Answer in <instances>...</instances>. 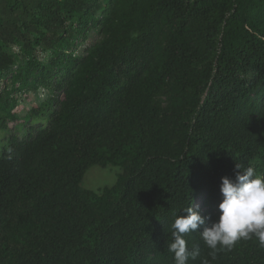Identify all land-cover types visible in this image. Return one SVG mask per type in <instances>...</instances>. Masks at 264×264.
<instances>
[{
    "label": "trees",
    "instance_id": "16d2710c",
    "mask_svg": "<svg viewBox=\"0 0 264 264\" xmlns=\"http://www.w3.org/2000/svg\"><path fill=\"white\" fill-rule=\"evenodd\" d=\"M0 85V264H174L185 209L211 223L236 164L264 176V0H0ZM94 167L121 174L94 192ZM202 230L187 264H264Z\"/></svg>",
    "mask_w": 264,
    "mask_h": 264
},
{
    "label": "clouds",
    "instance_id": "9594fccd",
    "mask_svg": "<svg viewBox=\"0 0 264 264\" xmlns=\"http://www.w3.org/2000/svg\"><path fill=\"white\" fill-rule=\"evenodd\" d=\"M236 164L235 180L222 177L220 191L222 201L218 205L219 217L211 223L192 207L184 210L172 223V242L168 250L174 253V264H187L195 259L199 249L189 251L185 235L203 227L201 231L205 244L212 249L211 255L220 249H231L239 240L250 239L253 235L264 246V176L252 167L241 170Z\"/></svg>",
    "mask_w": 264,
    "mask_h": 264
},
{
    "label": "rangeland",
    "instance_id": "374dc122",
    "mask_svg": "<svg viewBox=\"0 0 264 264\" xmlns=\"http://www.w3.org/2000/svg\"><path fill=\"white\" fill-rule=\"evenodd\" d=\"M100 39V34L97 30H92L89 33L88 39L79 44L76 53L77 54H85L87 49L95 45ZM15 52H18L17 48ZM41 49L37 50V55L41 58L46 57L45 53H42ZM7 86L10 88L11 78L8 79ZM3 85H0V93L2 91ZM49 93L47 91H40L38 94L30 93L27 96L23 94H17L18 105L15 109V113L19 118H24L35 106H39L43 103V101L48 98ZM37 120H32L31 125H35ZM47 123V121H46ZM45 125V123H44ZM11 129H14L18 135H25L26 130L23 131L16 127V124L10 125ZM121 174L120 168L109 167L107 169H101L99 167H94L90 169L82 182V187L87 190H91L94 192H100L107 187H112L118 178V175ZM203 197L199 198L196 203V209H199L202 205Z\"/></svg>",
    "mask_w": 264,
    "mask_h": 264
}]
</instances>
